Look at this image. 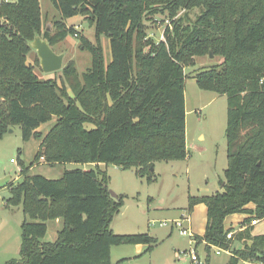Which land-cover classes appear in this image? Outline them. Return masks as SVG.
Wrapping results in <instances>:
<instances>
[{"label":"trees","instance_id":"1","mask_svg":"<svg viewBox=\"0 0 264 264\" xmlns=\"http://www.w3.org/2000/svg\"><path fill=\"white\" fill-rule=\"evenodd\" d=\"M61 18L51 36L43 33L40 0H0V139L13 126L23 141L40 147L30 166L22 163L18 184H11L7 207H22L21 257L8 264H112L115 246L157 248L150 234L120 235L111 229L126 196L113 198L107 170L116 165L148 175L157 162L188 156L186 69L197 57H221L218 66L200 71V89L226 95L227 158L222 190L212 196H189L188 214L204 204L208 210L204 236L194 237L231 252L228 264H264V235L254 226L233 240L225 220L235 214L264 220V0H51ZM199 13L190 20V13ZM184 12L183 15H179ZM164 15L170 21L164 39H146V20ZM81 16L95 29V42L80 36V48L92 57L78 75L72 61L63 67L61 83L38 77L40 66L29 41L41 35L54 47L78 33L63 22ZM110 41L106 65L102 37ZM71 89L74 97L67 92ZM53 124L45 134L40 128ZM87 124L94 128L86 127ZM43 160L50 165L83 164L59 179L29 175ZM254 205L249 210L247 206ZM62 221L55 241L46 240L49 221Z\"/></svg>","mask_w":264,"mask_h":264},{"label":"rangeland","instance_id":"2","mask_svg":"<svg viewBox=\"0 0 264 264\" xmlns=\"http://www.w3.org/2000/svg\"><path fill=\"white\" fill-rule=\"evenodd\" d=\"M40 2L43 9L42 34L47 28L53 36L57 32L54 23L61 18L60 12L54 8L51 0H40ZM183 13L180 12L177 17ZM198 13V10L190 13L192 22ZM63 22L68 28L76 27L79 36L70 34L52 48L56 54H65L64 66L73 61L78 75L82 78L92 65V57L88 51L80 48L79 37L85 36L89 41L95 42L94 26L81 16ZM170 24L169 19L162 14L146 20L145 40L152 39L158 43L161 36H164L165 27ZM102 41L106 65H109L110 41L105 36L102 37ZM35 57L36 53L33 51L28 60L33 63ZM222 62L221 57L212 58L210 55L197 57L195 66L185 71L188 151L185 160L157 162L153 170L155 180L152 183L147 181L148 175L145 178L138 177L135 169L122 170L116 165L104 167L111 178L110 192L126 196L124 206L114 218L111 229L120 235L150 233L158 240L157 248L150 253H146L147 246L144 245L115 246L111 252L112 264H194L189 253L191 248L196 247L194 238L182 236L179 228L172 227V221L188 214L186 208L189 196L215 195L217 191L222 190V183L226 181L224 172L228 166V140H226L228 98L226 95L200 89L195 79L200 71L218 66ZM36 73L42 79H57L61 83V70L56 73H45L38 66ZM67 92L74 97L71 89L67 88ZM52 126L53 124L49 123L40 129L47 134ZM86 127L94 128L90 124ZM38 143L36 139L24 142L22 129L19 126L11 127L0 139V264H8L13 259L17 260L21 257V225L26 217L22 207L6 205L11 196L10 185L21 182L22 163L26 167L31 165L37 153ZM90 167L83 164L53 166L40 161L31 167L29 175L59 179L66 170L90 169ZM192 217L195 230L190 227L191 231L201 235L207 213L197 209ZM164 223H167L166 227L162 226ZM48 227L46 240H51L55 235L53 231L55 224L50 221ZM245 227L248 228L249 225ZM255 232L259 235L264 234V220L260 221ZM216 251L217 249L213 248L209 255L210 264H227L231 255L222 253L218 256ZM197 254L202 264H206L208 252L202 244L197 248ZM254 264L261 263L254 262Z\"/></svg>","mask_w":264,"mask_h":264},{"label":"water","instance_id":"3","mask_svg":"<svg viewBox=\"0 0 264 264\" xmlns=\"http://www.w3.org/2000/svg\"><path fill=\"white\" fill-rule=\"evenodd\" d=\"M32 51L36 53L38 60H40V67L45 73H56L64 67L65 54H56L51 46V43L42 38L41 35L36 34L32 41L28 42ZM213 58L214 55L209 53ZM154 170V168H152ZM111 196L117 198L118 195L110 192Z\"/></svg>","mask_w":264,"mask_h":264},{"label":"built area","instance_id":"4","mask_svg":"<svg viewBox=\"0 0 264 264\" xmlns=\"http://www.w3.org/2000/svg\"><path fill=\"white\" fill-rule=\"evenodd\" d=\"M77 29H79L78 26H77ZM75 36L78 37L79 34L76 33ZM160 39H161V40H165L163 35L161 36ZM161 40H160V41H161ZM160 41H159V42H160ZM41 161H43V160H41ZM190 222H191V220H190V215H189V214H186V215H183V217H182L181 219L172 221V227L179 228V229H180V234H181L182 236L185 235V236H189V237H191V238H194L193 232L191 231V228L189 227ZM259 223H260V221L255 217V219H252V222L250 223L249 226H251V227H252V226H256V225H258ZM162 226L166 227V226H167V223H164ZM246 228H247V227H244V228L239 229V230H237V229L235 228V229L231 230V231L228 233V235H227V239H228V240H233L234 237H235V234H236L237 232H241V231L245 230ZM193 242H195V240H193ZM195 244H196V243H195ZM214 248L217 249V251H216V255H218V256H219L220 254H222V253H226V254H228V255H232L231 252L228 251V250H224V249H222V248H220V247H219V248L214 247ZM189 253H190V256H191V261L194 262V264H202V262H201V260H200V258H199V256H198V254H197V248H196V247H195V248H191L190 251H189Z\"/></svg>","mask_w":264,"mask_h":264},{"label":"crops","instance_id":"5","mask_svg":"<svg viewBox=\"0 0 264 264\" xmlns=\"http://www.w3.org/2000/svg\"><path fill=\"white\" fill-rule=\"evenodd\" d=\"M40 145V142L37 144V146H38V148H37V152H38V150H39V146ZM62 176V175H61ZM201 205V206H200ZM200 205H198V206H196L195 208H196V210L198 209V210H201V211H204V212H206L207 214H208V210H207V208H206V206L204 205V204H200ZM200 206V207H199ZM254 205L252 204V205H249V206H247V209H249V210H252V209H254ZM195 210V209H194ZM196 210L192 213V214H190V220H191V222H190V224L191 225H189V227H191L192 229H194L195 230V228H194V222H193V218L194 217H192V215L194 216V214H195V212H196ZM250 215H248V214H235V215H233V216H229L226 220H225V227L226 228H236L237 230H239V229H242V228H244L245 226H243L242 225V223H243V221L245 220V219H247L248 217H249ZM191 217H192V219H191ZM50 222V221H49ZM48 222V223H49ZM51 222H53L54 224H55V227H54V232H55V235H54V238H52L51 240H48V241H55L56 239H57V235H58V231L62 228V221L61 220H56V221H51ZM206 222H207V217H206V220H205V224H204V226H203V230H202V232H201V235H199V234H194L193 233V235H194V237H201V236H204V234H205V232H206ZM259 225V224H258ZM258 225H256V226H254V231H253V234L254 235H259V234H256V232H255V230H256V227H258ZM49 228V227H48ZM244 231V230H243ZM150 234V233H149ZM151 235V234H150ZM261 235H264V234H261ZM152 236V235H151ZM154 237V236H153ZM155 238V237H154ZM157 239V238H156ZM202 245L205 247V243H203L202 242ZM139 246H142V245H139ZM113 250V249H112ZM141 249H138V251H140ZM228 264V263H227ZM244 264H247V263H244Z\"/></svg>","mask_w":264,"mask_h":264}]
</instances>
